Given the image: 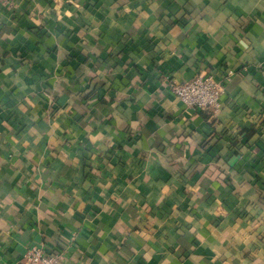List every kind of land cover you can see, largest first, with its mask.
Returning a JSON list of instances; mask_svg holds the SVG:
<instances>
[{"label": "crops", "instance_id": "obj_1", "mask_svg": "<svg viewBox=\"0 0 264 264\" xmlns=\"http://www.w3.org/2000/svg\"><path fill=\"white\" fill-rule=\"evenodd\" d=\"M201 70L220 109L168 86ZM264 264V0L0 4V264Z\"/></svg>", "mask_w": 264, "mask_h": 264}, {"label": "built area", "instance_id": "obj_2", "mask_svg": "<svg viewBox=\"0 0 264 264\" xmlns=\"http://www.w3.org/2000/svg\"><path fill=\"white\" fill-rule=\"evenodd\" d=\"M11 0H0V4ZM170 91L176 95L186 106L196 107L215 113L220 109V96L223 85L214 73L201 70L191 79L177 82L169 79ZM61 253H47L43 246L28 245L21 257L22 264H61Z\"/></svg>", "mask_w": 264, "mask_h": 264}]
</instances>
